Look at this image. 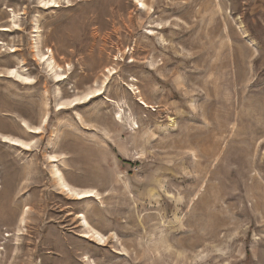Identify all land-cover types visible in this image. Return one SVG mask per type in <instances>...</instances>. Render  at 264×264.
<instances>
[{
	"label": "rangeland",
	"instance_id": "1",
	"mask_svg": "<svg viewBox=\"0 0 264 264\" xmlns=\"http://www.w3.org/2000/svg\"><path fill=\"white\" fill-rule=\"evenodd\" d=\"M41 5L0 0V264H264V0Z\"/></svg>",
	"mask_w": 264,
	"mask_h": 264
},
{
	"label": "bare ground",
	"instance_id": "2",
	"mask_svg": "<svg viewBox=\"0 0 264 264\" xmlns=\"http://www.w3.org/2000/svg\"><path fill=\"white\" fill-rule=\"evenodd\" d=\"M40 3L42 4L41 6L47 7V8H51V7H59V0H40ZM143 7H145L146 5L144 3H142ZM17 20H18V15L15 13H12V23L13 26H17ZM35 29H37V23H35ZM2 31H8L10 30L9 28H1ZM37 38L35 39V44H34V48L36 51V55L39 57V59L45 63V65L47 66V68L52 71L57 79V81H61L63 78V74L60 73L61 71H63L64 69L57 64V62L55 61V57L53 54V51L48 49L47 53L49 52L50 54H43V52L40 50V46L38 43V36H36ZM70 67V66H68ZM69 69V68H68ZM8 76L10 78H13L15 80H20V81H25V82H30L31 78L28 76H24L17 68L15 69H10L8 70ZM107 80V78H106ZM102 88L100 89H95L90 91L89 93H87L86 95H84V97L82 98H78L75 99L67 104H73L76 105L78 103H80V101L82 100H90L93 97L97 96L98 94L101 93ZM139 93V92H138ZM66 106V105H65ZM36 131L40 130V128H35ZM3 141L6 143H9L11 145H17L20 147H25V148H29L30 147V143H26L24 141H21L19 139H14V138H9L6 136H3ZM56 176V181L59 185V187L61 188L62 192L65 193L68 197H73L75 199H83V198H88V197H92L94 194V191H89V190H79L76 189L72 186H70L62 177L60 174L55 173ZM78 219H80V225L81 227L84 228V230L86 231L87 237H89L91 240H94L100 244L105 243L106 242V237L103 236L101 233H99L98 231H96L88 222V220L86 219L84 214H80V216L78 217ZM24 220L22 219L21 222H23Z\"/></svg>",
	"mask_w": 264,
	"mask_h": 264
},
{
	"label": "snow or ice",
	"instance_id": "3",
	"mask_svg": "<svg viewBox=\"0 0 264 264\" xmlns=\"http://www.w3.org/2000/svg\"><path fill=\"white\" fill-rule=\"evenodd\" d=\"M141 7H143V5H141Z\"/></svg>",
	"mask_w": 264,
	"mask_h": 264
}]
</instances>
